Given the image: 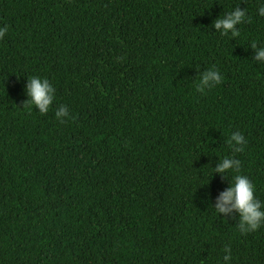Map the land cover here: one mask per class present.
<instances>
[{
    "label": "trees",
    "instance_id": "1",
    "mask_svg": "<svg viewBox=\"0 0 264 264\" xmlns=\"http://www.w3.org/2000/svg\"><path fill=\"white\" fill-rule=\"evenodd\" d=\"M251 22L221 35L234 7ZM257 0H0V264H264L214 205L235 156L264 200V45ZM223 82L204 93L199 74ZM55 100L41 115L28 77ZM67 105L60 123L55 111ZM25 105V106H24ZM248 144L233 153L228 139ZM210 197V200H209ZM208 201V202H206Z\"/></svg>",
    "mask_w": 264,
    "mask_h": 264
},
{
    "label": "clouds",
    "instance_id": "2",
    "mask_svg": "<svg viewBox=\"0 0 264 264\" xmlns=\"http://www.w3.org/2000/svg\"><path fill=\"white\" fill-rule=\"evenodd\" d=\"M257 14L264 17V0H257ZM251 22L247 8L234 7L231 11L220 15L212 22V27L223 36L231 34L232 38L241 35L240 25ZM9 32L7 24H0V40H3ZM251 49L254 50V60L264 64V45L252 42ZM223 82V76L219 69L210 68L199 74V83L196 85L198 92L204 93L206 89H212ZM28 99L25 102L30 108L35 106L41 115L47 114L50 106L55 100V88L46 77L34 75L28 77L25 85ZM24 105V106H25ZM55 117L60 123H65L70 117V110L67 105L61 104L55 111ZM228 145L233 153H243L248 144L245 135L240 131H235L228 139ZM242 163L235 156L219 158L212 173H218L222 179H229V173H233L230 185L221 191L215 198L214 205L219 217L224 220L236 219L238 214V230L241 234H248L264 227V200L256 195V185L250 178L241 171ZM210 200V197H209ZM208 202V201H206ZM222 257L223 264H231L233 260L232 249L225 246Z\"/></svg>",
    "mask_w": 264,
    "mask_h": 264
}]
</instances>
